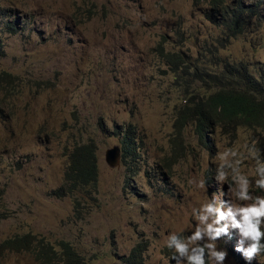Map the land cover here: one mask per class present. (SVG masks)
Listing matches in <instances>:
<instances>
[{
    "label": "rangeland",
    "instance_id": "obj_1",
    "mask_svg": "<svg viewBox=\"0 0 264 264\" xmlns=\"http://www.w3.org/2000/svg\"><path fill=\"white\" fill-rule=\"evenodd\" d=\"M212 3L0 0V73L19 87L0 107V247L33 234L57 252L67 242L88 264H123L142 244L144 264H175L167 237L189 235L194 208L236 190L231 174L216 179L225 151L250 192L264 195L255 186L264 131L213 129L207 146L178 123L187 98L212 91L213 63L264 62V23L230 38L218 13L211 18ZM126 133L139 150L123 161ZM84 144L96 149V186L60 198L70 155ZM116 146L112 168L106 153ZM217 243L228 252L224 264H249L235 251V232ZM0 264L39 263L30 252L0 250ZM251 264H264V253Z\"/></svg>",
    "mask_w": 264,
    "mask_h": 264
},
{
    "label": "trees",
    "instance_id": "obj_2",
    "mask_svg": "<svg viewBox=\"0 0 264 264\" xmlns=\"http://www.w3.org/2000/svg\"><path fill=\"white\" fill-rule=\"evenodd\" d=\"M212 1L210 16L212 18L216 12L218 13L230 38H236L264 23V0ZM16 23L7 22L5 28L15 33L19 28ZM2 51L3 45L0 41V53ZM172 62L174 63V60ZM213 65L220 70L216 71L212 91L203 93L201 97L187 98V111L181 112L178 123L194 127L200 141L205 142L207 146L213 144L208 139V132L213 129L221 128L231 132V129L233 131L239 126L264 131V62H257V65L251 68L245 62ZM12 81L14 79L10 74L0 73V94L3 95L0 107L4 100L19 92V87ZM124 139L123 161L127 155H134L136 150H139L135 138L126 133ZM97 172L96 149L89 144L76 146L70 155L64 184L54 191L55 195L62 198L81 189L85 190L91 181H94L92 185L96 186ZM131 173H134V170H131ZM42 240L41 238L37 240L33 234L17 235L6 240L0 250L30 252L39 264H88L67 242L61 241V250L57 252L50 243L43 245ZM145 250L142 244L136 245L128 255L122 256V263L144 264Z\"/></svg>",
    "mask_w": 264,
    "mask_h": 264
},
{
    "label": "clouds",
    "instance_id": "obj_3",
    "mask_svg": "<svg viewBox=\"0 0 264 264\" xmlns=\"http://www.w3.org/2000/svg\"><path fill=\"white\" fill-rule=\"evenodd\" d=\"M229 156L235 153L225 151L221 154L216 179L223 182L231 174L236 190L233 193L229 186L225 198L213 197L194 208L196 225L189 235L173 232L167 237V247L175 252L172 256L175 264H224L228 252L219 249L217 242L225 236L232 238L233 232L237 236L235 251L249 264L264 253V195L250 192L251 181L241 173L239 161L233 163ZM256 175L255 186L264 190V163L259 160ZM198 186L203 188L204 182Z\"/></svg>",
    "mask_w": 264,
    "mask_h": 264
},
{
    "label": "water",
    "instance_id": "obj_4",
    "mask_svg": "<svg viewBox=\"0 0 264 264\" xmlns=\"http://www.w3.org/2000/svg\"><path fill=\"white\" fill-rule=\"evenodd\" d=\"M121 159V150L119 147H113L109 149L106 153V161L108 165L112 168H115L119 165Z\"/></svg>",
    "mask_w": 264,
    "mask_h": 264
},
{
    "label": "bare ground",
    "instance_id": "obj_5",
    "mask_svg": "<svg viewBox=\"0 0 264 264\" xmlns=\"http://www.w3.org/2000/svg\"><path fill=\"white\" fill-rule=\"evenodd\" d=\"M237 1V0H236ZM203 3V2H202ZM215 7V6H214ZM228 16V15H227ZM246 28V27H245Z\"/></svg>",
    "mask_w": 264,
    "mask_h": 264
}]
</instances>
